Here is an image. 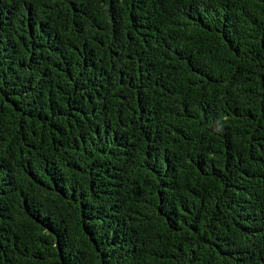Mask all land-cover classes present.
Instances as JSON below:
<instances>
[{
  "label": "trees",
  "instance_id": "1",
  "mask_svg": "<svg viewBox=\"0 0 264 264\" xmlns=\"http://www.w3.org/2000/svg\"><path fill=\"white\" fill-rule=\"evenodd\" d=\"M0 264H264V0H0Z\"/></svg>",
  "mask_w": 264,
  "mask_h": 264
}]
</instances>
